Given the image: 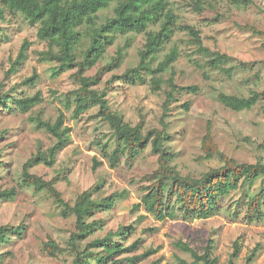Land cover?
Returning a JSON list of instances; mask_svg holds the SVG:
<instances>
[{"label":"rangeland","instance_id":"374dc122","mask_svg":"<svg viewBox=\"0 0 264 264\" xmlns=\"http://www.w3.org/2000/svg\"><path fill=\"white\" fill-rule=\"evenodd\" d=\"M170 2L178 14V25L198 29L204 46L199 48L188 31L179 29L154 63L158 64L172 48H176L177 60L163 79L172 75L179 85L195 84L200 88L196 93H179L168 118L172 122L169 131L174 135L169 142L176 153L174 164L182 174L194 176L221 165L218 157L201 158L202 139L208 128L212 129L220 149L236 160L264 161V94L249 110L235 111L219 100L221 93L239 96H250L253 91L264 93L263 41L250 30L239 27L249 24L264 30V0H203L201 12L194 0ZM115 5L116 2L109 9L110 13ZM0 26H5L4 32L8 34L7 40H0V90L1 86L3 90H9L17 85L15 93L19 95L39 93L42 97L29 112L5 111L0 107V133L8 130L3 136L0 134V160L4 163L0 167V188L16 189L14 199L0 198V226L5 223L24 225L21 233H11V240L0 247L1 264H72V256L65 248L75 229L74 217H64L62 208L47 191L37 192L33 187L25 186L22 180L24 163L39 151H47L55 142L54 136L39 125L37 117L54 122L61 112L65 116L64 126L71 127V141L58 153L54 166L40 162L31 167V172L47 179L62 173L58 188L70 203L95 183L102 184L100 197L126 192L111 211L97 215L105 219V225L96 235H105L121 225H133L134 232L127 244L138 239L141 242L130 255L154 251L133 263L123 261L121 264L192 262V254L179 246L180 241L201 253L212 244L215 264H228L238 243L240 251L233 258L234 264H264V221L251 222L245 217V199L258 193L259 180L234 192L222 210L209 218L157 219L140 203L148 185L143 177L157 167L158 155L149 147L133 166L121 162L119 166L111 167L98 144L101 141L114 147L109 123L105 117H93L97 108L79 118L73 117V110L65 105V94L76 86L72 71L55 74L53 64L42 59L41 51L47 45L38 38L39 25L30 24L22 14H17L8 22L0 21ZM127 41V55L122 66L105 74L97 87L104 88L112 74L120 75L138 63L139 51L146 41L143 33L120 35L100 63L109 61L118 47ZM23 46L24 57L13 65ZM217 52L229 56L223 66L230 73L209 65ZM96 69L88 73L94 74ZM8 71L11 73L7 76ZM31 76L35 77V84H25L24 80ZM108 98L113 109L133 125L143 119L145 131L161 127L165 93L154 92L150 83H131L118 78L108 91ZM237 199L242 202L239 211L235 206L231 207L232 201ZM53 239L63 249L57 256L50 255L44 247L46 241ZM90 239L82 241L81 246ZM256 247L255 257L248 259Z\"/></svg>","mask_w":264,"mask_h":264},{"label":"trees","instance_id":"16d2710c","mask_svg":"<svg viewBox=\"0 0 264 264\" xmlns=\"http://www.w3.org/2000/svg\"><path fill=\"white\" fill-rule=\"evenodd\" d=\"M194 1L197 10L201 12L203 0ZM114 2L116 5L110 13L109 9ZM17 14H22L30 24L39 25L38 38L47 45V48L41 51V57L53 64L54 73L72 71L71 77L76 86L65 94V105L73 110V117L79 118L83 113L97 108L93 117H105L109 123L114 147L109 143L102 144L101 141L98 144L111 167H117L121 162L133 166L135 160L149 147L158 155L157 167L143 177L148 185L145 186L140 204H143L147 211L159 220L176 217L185 220L206 219L220 212L234 192L244 190L248 184L259 180L258 193L245 197V217L251 222L264 221V161L236 160L220 149L212 129L208 128L202 139L201 158L210 160L218 157L221 165L211 167L200 176H194L182 174L174 164L176 153L169 144L174 135L169 131L172 122L168 118L179 93H196L200 88L195 84L179 85L172 75L167 80L163 79L165 72L177 60L176 48H172L158 64L154 63L179 29L188 31L192 41L199 48L204 46L198 29L191 25H178V14L171 7L170 0H0L1 22H8ZM239 27L259 36L264 46V30L249 24ZM5 29V26H0V40L8 38ZM129 33L146 35L144 46L139 51L138 63L120 75L112 74L104 88L97 87L105 74L122 66L127 55L128 41L124 46L118 47L109 61L104 64L100 62L106 58L109 47L116 43L117 38ZM24 52L23 46L13 65L21 62ZM228 59L227 54L217 52L213 60L209 61V65L230 73V70L223 66ZM96 67L94 74L88 73ZM9 73L11 71L7 72V76ZM118 78L127 79L131 83H150L154 92L165 93L161 127L145 131L143 119L133 125L113 109L108 91L113 88L114 81ZM24 83L35 84V77L26 78ZM165 83L167 87L164 86ZM2 88L3 86L0 90V107L5 111L19 109L29 112L42 100L39 93L32 96L15 93L17 85H13L9 90ZM263 94L256 91L250 96L221 93L219 100L232 110H249L257 104ZM186 107L189 109L190 103L187 102ZM64 118V112H61L54 122L37 117L39 125L54 136L55 142L47 151H39L24 163L22 180L25 186L33 187L37 192L47 191L62 208L64 217H74L75 229L70 233L65 248L72 256V264H121L123 261L133 263L137 258L148 256L154 250L150 249L138 256L130 255L141 242L138 239L127 244L134 232L133 225H121L115 231L111 230L102 236L96 235L105 225V219L97 215L111 211L126 192H114L100 197L98 194L102 190V184L95 183L80 192L75 201L70 203L58 188L62 173L47 179L31 172V167L40 162L54 166L58 153L71 141V127L64 126ZM7 131H2L1 136ZM3 164L0 160V167ZM15 196V188H0V198L14 199ZM232 202L231 207L235 206L239 211L241 200ZM23 229V224H2L0 247L11 240V233H21ZM88 237L91 239L82 247L80 243ZM179 246L190 252L194 258L192 262L184 260V264L216 263V258L212 256V244L205 247L203 253L187 242L180 241ZM44 247L52 256H57L59 251L63 250L54 239L46 241ZM239 247L236 243L228 264H234L233 258L238 255ZM257 251L258 247L254 248L248 259H253Z\"/></svg>","mask_w":264,"mask_h":264}]
</instances>
